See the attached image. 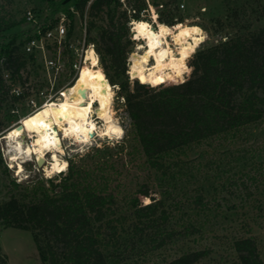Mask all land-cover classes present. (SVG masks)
Returning a JSON list of instances; mask_svg holds the SVG:
<instances>
[{"label":"trees","instance_id":"1","mask_svg":"<svg viewBox=\"0 0 264 264\" xmlns=\"http://www.w3.org/2000/svg\"><path fill=\"white\" fill-rule=\"evenodd\" d=\"M71 3L82 17L89 12V34L97 28L95 18L106 16L108 24L101 26L92 39L97 42L102 68L110 83L113 87L119 85L125 94L133 126L134 143L124 141L117 146L127 155L139 153L145 158L148 167L166 183L165 190L171 191L172 181L184 171L181 156L187 147L222 138L235 139L248 126L264 120V26L195 51L189 64L192 72L183 82L163 78L167 81L154 85L138 77L131 88L130 22L143 19L142 14L149 11L147 0H126L125 4L121 0ZM60 12L59 7L41 23L45 26L47 19ZM158 14V21L169 28L183 22L182 18L176 20L169 9ZM14 25L9 21L0 24V60L4 59L19 80L18 72L26 64L20 54L22 46L36 34L37 25L5 36L3 32ZM0 91H8L1 75ZM105 149L111 146L94 148L80 161L69 160L68 172L59 180L50 178L39 186H26V194L0 200V225L30 230L42 264H111L113 260L131 264L120 256L130 249L142 251L140 243L152 246L153 250L161 249L180 236L191 237L201 231L202 223L189 214L176 225L166 226L173 213L165 207L167 196L159 198L147 184L140 187L138 194L149 197L152 203L136 205V197H132L127 201L131 213L123 212L117 194L110 189L114 154L102 153ZM85 156H92V161L84 162ZM2 163L0 148V166ZM13 185L20 187L15 179ZM191 198L198 212L207 209L209 202L202 192ZM123 233L128 234L125 239ZM232 247L239 264H264L253 236L235 238ZM209 254V248L189 250L157 264H196ZM0 264H10L2 248Z\"/></svg>","mask_w":264,"mask_h":264},{"label":"rangeland","instance_id":"2","mask_svg":"<svg viewBox=\"0 0 264 264\" xmlns=\"http://www.w3.org/2000/svg\"><path fill=\"white\" fill-rule=\"evenodd\" d=\"M71 2L72 0H0V24L4 25L5 21L15 24L14 27L3 32L5 36L22 32L32 25L25 17L27 9L31 8L38 12L41 23L60 7L61 12L47 19L45 26L64 16L66 26L71 31V38L70 41L67 40V43H70L76 52L74 57L69 52L66 53L64 70L57 75V78L52 76L51 81L48 80L44 68L33 63L30 64L28 84L17 78H14L12 82L5 81L3 71L7 67L5 64H0V75L8 90L4 93L0 91V148L3 161L0 166L1 201L7 200L13 194H26V186H39L50 178L59 180L68 172V164L63 172L61 169L60 171L53 169L50 164L51 153L46 155L42 166L38 164L35 156L17 161L14 159V154L7 149L5 136L16 126L21 125L24 117L44 101L50 98L62 99L61 90L72 83L76 77V71L69 66V62H78L84 58L88 40L95 42L97 46V42L92 37L98 34L101 26L108 24L104 14L97 16L95 18L97 28L90 34L86 31V45H84V22L86 20L88 26L91 20L89 12H86L85 17L73 12L70 8ZM149 2L159 4L158 7L152 5V8L157 10L156 14L158 11L169 9L176 16V20L182 18L183 22L170 28L158 20L152 25L149 21L152 20L150 8L149 12L142 14L143 19L139 22H149L156 30L165 25L171 35L179 33L187 26H199L204 30L205 35L197 37V41L192 42L190 52L184 56V61L186 63L187 60V67L191 69V72L192 68L189 64L195 51L224 41L237 33L264 26V0H149ZM162 4L165 6L163 7ZM41 26L44 25L41 23ZM134 32L141 42L133 40L132 33L130 34L133 41L129 46V57L140 43L145 42L141 30L136 31L134 28ZM170 38L173 48L179 51L176 41ZM98 62L102 67L100 56ZM90 64L88 62L85 66ZM191 72L184 74V79L189 78ZM157 80L164 82L161 77ZM130 82L133 88L134 81L130 80ZM143 82L148 83L145 79ZM169 83L175 82L169 80ZM11 88H20L25 92V96L16 99L10 91ZM114 90L113 117L124 129L123 137L95 135L88 142L79 144L73 143L75 141L72 137L64 138L60 131L64 148V152L60 153L61 160L80 161L83 155L94 148L111 146V149H105L102 153L114 154L110 189L117 194L118 205L123 212L131 213L132 209L129 203L127 204L129 198L136 197V205L142 204V199L146 196L139 195L138 190L142 185L147 184L151 192L159 198L167 196L165 207L173 211V217L171 215L166 226L170 228L176 225L178 220L186 218L188 214L202 223L201 231L194 236H180L163 248L154 250L152 246H146L143 242L140 243L142 251H138L137 248L130 249L120 258L131 264H157L189 250L209 248L210 254L196 264H239L232 242L239 236H253L259 244L264 259V120L248 126L235 139L222 138L187 147L186 153L181 156L184 171L178 179L172 181L174 186L171 187V191H168L165 190L166 183L162 181L160 174L148 167L145 158L139 153L127 155L124 151L121 152L120 146H117L124 141L131 143L134 141L132 121L123 97L125 94L122 93L119 85H115ZM42 91L45 92L44 95L41 94ZM94 119L101 129L105 126L95 114ZM31 141L30 138L26 139L27 143ZM83 161L86 163L92 161V156H85ZM14 179L20 183V187L13 185ZM196 192H202L209 202L205 211L198 212L190 201ZM179 207L181 209H177ZM127 235L123 233V238L125 239ZM0 248L8 254L10 264H42L30 230L5 228L0 225ZM111 264L121 263L113 260Z\"/></svg>","mask_w":264,"mask_h":264},{"label":"bare ground","instance_id":"3","mask_svg":"<svg viewBox=\"0 0 264 264\" xmlns=\"http://www.w3.org/2000/svg\"><path fill=\"white\" fill-rule=\"evenodd\" d=\"M133 25L136 31H142L145 42L140 43L129 57L131 77L143 78L148 83L160 77L184 81V74L189 73L183 71L188 68L184 56L190 52L192 42L205 35L204 30L199 26H187L171 35L163 25L158 30L149 22L134 21ZM140 25L147 27L141 28ZM169 38L176 41L179 51L173 48ZM87 61L91 64L85 66ZM98 61L96 52L89 50L73 82L61 90L62 99L43 102L5 136L7 149L14 154V159L35 156L37 160L45 161L46 155L51 153L53 169L63 172L68 162L60 157L64 152L62 136L72 137L73 143L79 144L88 142L95 135L123 137L124 129L113 117L115 90ZM94 114L104 122L102 129ZM27 138L32 141L27 143Z\"/></svg>","mask_w":264,"mask_h":264},{"label":"built area","instance_id":"4","mask_svg":"<svg viewBox=\"0 0 264 264\" xmlns=\"http://www.w3.org/2000/svg\"><path fill=\"white\" fill-rule=\"evenodd\" d=\"M121 1L125 2L126 0H121ZM147 2L149 4V8L151 9L152 20L149 21H151V24L153 25L154 22L158 20L159 14L157 13V15H155V11L157 10H154L152 8V4H150L149 0H147ZM183 6L184 5H182V7ZM71 10L75 13H78L73 6H71ZM25 17L30 24L37 25V32L36 34L33 35V37L30 40H28L27 43H25L22 46V50L20 54L22 55V60L25 61L26 64L18 72L19 81L22 80L25 84H28L27 81H29L30 79V70H31L30 64L32 63L37 65L38 67L39 66L43 67L44 72L48 75L49 79L48 78L47 79L51 81L52 76H55V78H57V75L64 70L66 66V61H65L66 53L69 52L72 55V57L76 55V52L73 49L72 45L70 43L69 44L67 43V40L70 41L69 39L71 38V36H69L70 29H68L66 26L64 16L57 18L54 21H51V23L43 27L41 26L40 23L39 14L35 10L31 8L27 9L25 12ZM134 21L136 20H132L130 22L132 39L141 42V39L136 38V33L134 32V25H133ZM84 30H85L84 45H86V31H87L86 20L84 22ZM89 50H94L96 54L99 56L96 49V44L94 42L88 41L86 47V54L84 58L78 62H69V66L73 69V71H76V76L80 67L86 61V56ZM0 64H5L4 59L0 60ZM3 72H4L3 77L5 78V81L12 82L14 79L13 71L9 68H6ZM128 75L131 81L136 80L132 78L131 75L129 74V69H128ZM10 91L13 94V96H15V98L19 99L25 96V92H23L20 88H11ZM61 93L62 92H60V94ZM41 94L44 95L45 92L42 91Z\"/></svg>","mask_w":264,"mask_h":264},{"label":"clouds","instance_id":"5","mask_svg":"<svg viewBox=\"0 0 264 264\" xmlns=\"http://www.w3.org/2000/svg\"><path fill=\"white\" fill-rule=\"evenodd\" d=\"M192 31H197V29H192ZM183 71H185V72H191V69L184 68ZM176 75L179 76L180 75V72L177 71L176 72ZM159 82H160L159 80L153 81V83H159ZM181 82H183V81H181ZM151 203H152V201L149 198L145 197V198L142 199L141 206H148Z\"/></svg>","mask_w":264,"mask_h":264},{"label":"water","instance_id":"6","mask_svg":"<svg viewBox=\"0 0 264 264\" xmlns=\"http://www.w3.org/2000/svg\"><path fill=\"white\" fill-rule=\"evenodd\" d=\"M38 164H39L40 166H42V165L44 164V159H40V160H38Z\"/></svg>","mask_w":264,"mask_h":264},{"label":"snow or ice","instance_id":"7","mask_svg":"<svg viewBox=\"0 0 264 264\" xmlns=\"http://www.w3.org/2000/svg\"><path fill=\"white\" fill-rule=\"evenodd\" d=\"M140 27L141 28H145V27H147L146 25H140ZM197 31H198V29H197Z\"/></svg>","mask_w":264,"mask_h":264}]
</instances>
